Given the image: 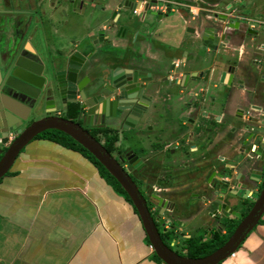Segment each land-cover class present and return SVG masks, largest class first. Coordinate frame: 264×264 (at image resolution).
I'll return each mask as SVG.
<instances>
[{
    "label": "flooded vegetation",
    "instance_id": "obj_1",
    "mask_svg": "<svg viewBox=\"0 0 264 264\" xmlns=\"http://www.w3.org/2000/svg\"><path fill=\"white\" fill-rule=\"evenodd\" d=\"M168 1L118 0L107 25L90 40L92 52L98 51L95 44L99 38L107 49L110 44L116 47L108 49L114 61L106 70L101 87L113 88L114 71L121 75L125 71L137 80L124 86L123 95L116 103L123 107L133 102L132 112L123 111L120 116L121 111L110 103L112 116L98 117L94 125L87 120L83 127L132 177L159 233L161 227L171 236V241L166 243L160 233L163 241L171 248L181 247V252L173 249L188 256V240L200 246L216 243L229 231L233 232L264 186V33L259 28L264 21L257 18L258 22L250 28L240 20L215 14L214 8H207L205 0ZM96 3L99 10L104 9L105 5ZM96 3L93 0L90 4ZM132 5L140 8L139 14L131 10ZM225 6L230 10L233 3L226 2ZM182 8L186 10L183 21L192 35V48L197 42L201 44L205 65L200 70L183 71L177 77L179 66L171 55L165 54L177 42L164 36L167 31L162 19ZM127 11L138 16L137 20L119 24ZM31 12L30 31L40 29L37 19L44 18V10ZM239 14L247 15L242 11ZM25 17L24 13L16 16L14 26L20 20L24 25L13 30L14 33L25 26ZM128 29L132 30V37H126ZM108 30L119 41L110 42ZM138 37L145 46L139 49L133 62L128 40ZM69 42L65 44L68 50L74 46ZM45 43L50 47V43ZM242 54L250 57L254 68L241 58ZM110 93L107 94L111 100L116 91ZM70 112L59 114L65 117ZM31 120L34 119L28 122ZM113 132L124 144L122 152H114L110 144L105 145L106 136H116ZM98 134L100 139L96 137ZM15 137L16 134H11L9 142ZM190 226L194 228L188 231ZM204 229L213 231L200 235Z\"/></svg>",
    "mask_w": 264,
    "mask_h": 264
},
{
    "label": "crops",
    "instance_id": "obj_2",
    "mask_svg": "<svg viewBox=\"0 0 264 264\" xmlns=\"http://www.w3.org/2000/svg\"><path fill=\"white\" fill-rule=\"evenodd\" d=\"M13 1L10 7L13 10H44V18H38L37 25L45 42L50 43L47 49L51 57L68 51L65 44H60L59 36L90 35L83 47L70 41L83 53L90 54L84 74L91 83H104V74L114 58L105 42H96L97 52L91 51L89 43L96 37L93 32L101 31L109 22L106 11L100 10L104 14L98 17L91 16V4L74 12L67 0ZM226 2H211L215 14L229 15L225 12ZM262 5L255 12L264 11ZM185 16L183 11L175 10L162 19L167 31L164 36L177 42L173 50L164 51L179 66L177 77L183 71L200 70L205 65L201 44L197 42L192 48V35L183 21ZM21 24L24 25L22 20L14 30ZM128 42L134 62L145 45L140 37L129 38ZM61 46L64 50L59 49ZM241 58L254 68L250 57L242 54ZM68 114V118L76 117L73 109ZM7 145L2 148L5 150ZM193 228L187 227L188 231ZM211 231L204 229L199 234ZM146 240L137 211L121 193L105 183L92 160L76 148L47 137L33 138L0 179V264H162ZM218 264H264V213L234 256Z\"/></svg>",
    "mask_w": 264,
    "mask_h": 264
},
{
    "label": "water",
    "instance_id": "obj_3",
    "mask_svg": "<svg viewBox=\"0 0 264 264\" xmlns=\"http://www.w3.org/2000/svg\"><path fill=\"white\" fill-rule=\"evenodd\" d=\"M67 1L71 2L73 9L80 10L85 4L93 2ZM128 1L124 0L126 3ZM13 2L0 0V179L10 170L19 152L36 135L49 129L60 130L87 149L118 181L136 209L154 253L164 264H218L235 252L264 213V186L251 210L221 246L201 257L177 253L161 238L146 200L132 177L103 144L83 127L87 120L94 125L99 114L103 118L112 116L109 113L110 103L115 110L121 111L120 116L123 111L132 112L133 102L129 101L123 107L116 103L123 95L124 86L135 83L136 76L132 78L125 71L122 75L114 71L111 75L114 89H104L101 83L91 84L89 77L84 74L85 63L90 54L72 46L65 54L51 57L43 34L38 28L32 31L29 29L30 14L33 13L13 10L10 8ZM134 8L132 5L131 10ZM21 13L27 15L25 26L14 33L16 16ZM207 32L211 30L208 29ZM100 41V38L96 40ZM108 91L112 92L110 94L116 91L111 100ZM71 109L76 113L75 119L59 114L60 111ZM42 111L46 115L28 122L33 114ZM11 134H16V137L9 142ZM1 145H7V149L3 151Z\"/></svg>",
    "mask_w": 264,
    "mask_h": 264
},
{
    "label": "rangeland",
    "instance_id": "obj_4",
    "mask_svg": "<svg viewBox=\"0 0 264 264\" xmlns=\"http://www.w3.org/2000/svg\"><path fill=\"white\" fill-rule=\"evenodd\" d=\"M60 1V0H59ZM63 0H61V2H62ZM117 1L118 0H95V3L96 2H98V4L99 5H105L104 6V11H107V15H108V17H109V15H111V11L114 9V7H115V5L117 4ZM216 1H218V0H213V1H206V6H207V8L208 9H210V8H214V7H211V2H216ZM224 1H230V3L231 2H233V5L234 6H232V8L231 9H234V7L236 8V9H238L240 12L242 11L243 13H245V14H247V15H251V16H254L255 18H259V19H262L263 21H264V11L262 10V11H257V12H255V10L257 9V8H259V7H261V5L264 3V0H224ZM232 4V3H231ZM97 3H96V5H93V6H91V10L92 11H90V13H91V16H98V17H100L101 15H99V14H104V13H100V12H102V11H100L97 7ZM263 6V5H262ZM231 9L230 10H226L225 12L226 13H232L233 14V11L231 12ZM77 11H79V10H76V11H74V12H77ZM149 11V10H148ZM147 11V12H148ZM179 11H183V12H186V10L185 9H183L182 8V10H179ZM237 12V14H239L240 12ZM186 14V13H185ZM123 19H120L119 20V24H121L122 23V21H129V22H131L132 20H137V18H138V16H136V15H134V14H132L130 11H127V12H123ZM105 18H107L105 15H103ZM108 19V18H107ZM259 28H260V31H262L263 33H264V25H261V26H259ZM262 29V30H261ZM130 32H132V30L131 29H128V35L126 36V37H129V35H130ZM100 33V31H95V32H93V35L94 36H96L97 34H99ZM107 33L110 35V42H117V41H119L118 40V37L116 36V34H114L113 32H111V30H108L107 31ZM150 37H152V39H153V36H150ZM59 42H60V44H67L70 40H73V42H77V44H78V46L79 47H83V46H85V45H87V43H88V41H89V39L88 38H90V35L89 36H87V37H80V36H77V35H72V36H59ZM121 39V38H120ZM150 39V38H149ZM110 42H107V43H109L110 44ZM108 49H116V47H113L111 44L109 45V48ZM255 56H257L258 57V55H256L255 54ZM163 65V64H162ZM42 114L44 115V113L43 112H38V113H36L35 115H33V117H31V119H38V118H40L41 116H42ZM66 116H69V114H66L65 113V117ZM92 132H96V129H92ZM115 135H116V140L114 141V143H112V145H111V148H112V150L114 151V152H122L123 150H125V148L123 147L124 146V144L122 143V141L120 140V138H119V136L116 134V132H113ZM100 136H101V134L99 135H96V137L98 138V139H100ZM106 136V135H105ZM131 141H133V140H131ZM71 148H73V147H71ZM2 157V156H1ZM1 157H0V159H1ZM104 181H105V183H107L108 185H110L109 183L110 182H108V179L107 178H104ZM101 182H103L102 180H101ZM122 195L124 196V198H125V195L122 193ZM159 230H160V233L162 234V236H163V238H164V240H165V242L166 243H169L170 241H171V236H169L170 234L169 233H164L163 232V230H162V228L160 227L159 228ZM233 233V232H232ZM231 233V234H232ZM230 234V233H229ZM230 234V235H231ZM228 235V234H227ZM226 237V236H225ZM147 241V240H146ZM148 242V241H147ZM172 248H174L175 250H178V251H180L181 252V247H179V246H177V245H172Z\"/></svg>",
    "mask_w": 264,
    "mask_h": 264
},
{
    "label": "trees",
    "instance_id": "obj_5",
    "mask_svg": "<svg viewBox=\"0 0 264 264\" xmlns=\"http://www.w3.org/2000/svg\"><path fill=\"white\" fill-rule=\"evenodd\" d=\"M74 114H76L75 111H74ZM36 137H47L53 141L62 143L68 147L76 148V149L80 150L81 152H83V154L86 155L88 158H90L92 160V162L95 164V166L98 168L99 174H101L103 176V178L108 179V182H110L109 184L112 186L113 189H115L117 192H119L121 194L123 193L125 195V198L132 205V202H131L129 196L123 190V188L118 183V181L106 170V168L87 149H85L81 144L76 142L68 134H66L60 130L49 129V130H45V131L39 133L34 138H36ZM115 140H116V136H110V137L106 136V144L105 145L106 146L109 144L112 145V142ZM0 157H1V154H0ZM135 211H136V209H135ZM229 233L231 234L232 231H229ZM229 233H228V235H226V237L224 236L223 239L219 240L216 243L207 242L204 245H200V246L199 245H193L188 240L186 242V244L188 245L187 246L188 251L190 252L188 256L198 257V256H203V255L211 253L214 249H216L217 247H219L220 245H222L225 242V240L228 238V236H230Z\"/></svg>",
    "mask_w": 264,
    "mask_h": 264
},
{
    "label": "built area",
    "instance_id": "obj_6",
    "mask_svg": "<svg viewBox=\"0 0 264 264\" xmlns=\"http://www.w3.org/2000/svg\"><path fill=\"white\" fill-rule=\"evenodd\" d=\"M164 2H169L168 0H164ZM157 8V7H156ZM134 13L136 14H139L140 13V8H134ZM194 13V12H192ZM229 15H227L228 17V20H231V19H236V20H240L242 21V23L250 28H253L254 27V24L257 21V18H254V17H251V16H247V15H240V14H237V13H228ZM151 250H153V247L152 245L149 246ZM235 252H232L231 256H234ZM162 264H164V262H162Z\"/></svg>",
    "mask_w": 264,
    "mask_h": 264
},
{
    "label": "clouds",
    "instance_id": "obj_7",
    "mask_svg": "<svg viewBox=\"0 0 264 264\" xmlns=\"http://www.w3.org/2000/svg\"><path fill=\"white\" fill-rule=\"evenodd\" d=\"M232 254V253H231Z\"/></svg>",
    "mask_w": 264,
    "mask_h": 264
}]
</instances>
